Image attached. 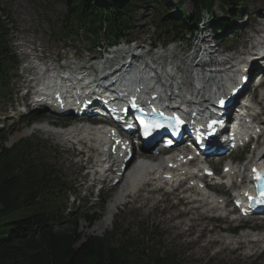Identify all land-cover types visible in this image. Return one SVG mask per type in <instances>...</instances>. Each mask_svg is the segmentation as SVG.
<instances>
[{
  "label": "rangeland",
  "instance_id": "obj_1",
  "mask_svg": "<svg viewBox=\"0 0 264 264\" xmlns=\"http://www.w3.org/2000/svg\"><path fill=\"white\" fill-rule=\"evenodd\" d=\"M162 2L165 7H167L166 9L171 10L173 15L176 14L174 13L176 6H171L168 0H162ZM224 4V0H217L213 9V14H210L209 17L204 14L203 23L193 32L196 33L195 36L200 41L202 40L204 43L211 41V45H216L217 49L220 47L219 52H227L228 49L243 50V48H246V45L248 47L251 40L243 47L247 38L242 39L241 35L243 37L251 36L252 32L255 33V30L262 28L261 25H254L255 30H253L248 28V25L251 21L253 24L255 21H260L258 15L260 14L259 12H264V0H233V5L230 4L227 6V4ZM223 10L237 11L233 22L229 21L228 24L226 23L228 20L223 19ZM3 11H8L10 13L11 22L14 24L12 47L19 66L17 71L13 74L11 85L9 84L8 92L11 91L10 94L13 93L9 97L0 96V139L2 137L7 140L4 147L8 148L21 140L32 139L34 137L49 143L47 146L43 145L44 148L42 150L39 149V155L40 158L56 165V170H58L65 179L67 188L70 189L71 187L75 191L73 193L71 192L72 194L70 196L67 195L66 199H68L67 205L73 213L74 218H77L78 232L82 236L81 242L89 236L104 237L105 234L113 233L114 229L118 228L119 233L115 236V242H119L124 236L126 239H129V241H133L132 243H134V249H136V251L144 249L143 247H147L149 250L156 251V254L158 252L169 253L176 257L177 264H264V253H262L264 250L262 248L261 250L258 248L256 250L258 252H254L253 254H247L246 251L235 250L242 246L250 248L249 245L251 244H246L248 241H240L241 235L248 234L247 231L237 235L234 241H232L233 243L240 241L236 243L238 248H229L231 244H219L218 241L222 240L221 237L224 236L217 230L229 227L230 221L228 220V222L225 221L224 223L218 224L219 220H215L218 222L215 223V221H213L207 223L208 218L206 214H204V219L201 222L191 226L192 223L190 220L197 217L196 213H188V209L191 206L185 205L187 208L181 206L172 208L178 201L173 198L174 196L170 195H157L152 199L153 194L149 195L147 193V196L143 194L138 198L133 197L132 201L127 198L125 200L126 205H119L112 224L107 231L100 233L94 230L93 227L95 223L107 216L108 207L118 190L116 189L117 192L106 191L103 194L104 197L100 196V198H96L95 196L91 198L88 196L87 192H82L81 188L83 187V182H85L83 176L86 175L87 171L82 169V164H75L80 157L70 155L67 149L60 145L64 137L62 138L53 134L44 133L43 131L33 130L38 124L44 123L55 124L57 127L69 126L71 125L69 120L51 119L45 116V113L42 111L31 110L28 106L29 104L20 99L19 92L22 90V79L20 75L25 61L21 56V51L24 49L29 50L32 48V45L37 46V48L54 49L56 53L58 51H65L66 49L70 51L69 54L71 57L81 55L79 57L81 58L89 54L95 55L98 50L91 53V48L93 47L94 50V46L96 45H87L83 39L68 42L64 41L59 33V27L61 18L65 14L66 9L57 0H0V14H3ZM182 11L186 16L191 17L194 12L193 5L185 2ZM153 17V12H140L136 19V29L130 34L132 39L140 43L158 42V37L161 35V32L157 34L155 28L156 18L153 19ZM176 17L183 18L184 16L182 17V14L178 13ZM214 18L221 19L223 22L218 23V21V25L215 26L213 22ZM223 23L226 24L227 28L233 29L229 30L230 32L227 34H224L220 30L218 36L221 38L217 37L214 39L210 34V30L213 29L214 26L219 28L218 26ZM243 28L247 29L246 35H243ZM162 33H165V31ZM165 38V35H163L162 40ZM175 43V47H178V50L175 52L177 57L176 61L183 60L190 63L189 56L193 54V49L199 43L191 42L190 36L185 37L181 42ZM98 45L100 47L98 48L99 50H103V48L106 47V45L102 44L100 41L97 43V47ZM187 46L192 47V50L190 48L186 50L188 48ZM262 89L264 88H260L256 94L259 95V93L263 91ZM9 103H12L13 106L20 105V111L25 110L27 113L14 122H11V120L7 121L6 119L8 117L4 116L2 113L8 110ZM22 103H25L24 105H27V107L21 106ZM31 114L36 115V118L34 117V119L31 120L33 117ZM10 116H12V114H10ZM22 121H24V124H22ZM52 121L57 122L54 123ZM57 130H59V128H57ZM1 149L2 146L0 144V151ZM154 158L157 157L155 156ZM149 188L150 187L147 189ZM162 189H160V191H162ZM170 193H172V190H170ZM226 195H228V191L224 193V196ZM134 200L136 203L131 204ZM166 200L167 202H164ZM144 204L146 205L145 208L142 207ZM183 212L184 214L181 215ZM180 216L181 218H184L183 216H191L188 219L184 218L189 221V224L179 219ZM164 218L166 220L172 218V222H167ZM91 220H94V222L90 223ZM238 224L237 222H232L230 227L233 229ZM254 225H256L259 230L253 234L263 235L264 222L250 224V228H253ZM212 229L214 231H212ZM208 240H212L214 243L210 244L212 241ZM256 244H252L251 246L254 248ZM225 247H227V249ZM260 247H264V245ZM246 254L247 256L245 257Z\"/></svg>",
  "mask_w": 264,
  "mask_h": 264
},
{
  "label": "trees",
  "instance_id": "obj_2",
  "mask_svg": "<svg viewBox=\"0 0 264 264\" xmlns=\"http://www.w3.org/2000/svg\"><path fill=\"white\" fill-rule=\"evenodd\" d=\"M71 13L64 30L90 34L95 40L103 31L116 42L130 30L140 9L162 0H59ZM226 0L225 4H232ZM193 21H172L165 9L161 24L177 34L189 31L204 11L213 10L216 0H194ZM181 8L183 3L178 4ZM164 8V7H163ZM171 17V18H170ZM71 18V19H69ZM8 31L0 18V84L8 77L10 63ZM5 138L1 137L3 145ZM65 186L53 168L40 160L32 145L21 141L0 152V264H177L169 253L156 254L147 247L136 251L124 236L115 242L119 229L103 238L89 236L81 243L77 219L64 213L61 195ZM66 214V215H65ZM91 223L94 220L90 221ZM117 243V244H115Z\"/></svg>",
  "mask_w": 264,
  "mask_h": 264
},
{
  "label": "bare ground",
  "instance_id": "obj_3",
  "mask_svg": "<svg viewBox=\"0 0 264 264\" xmlns=\"http://www.w3.org/2000/svg\"><path fill=\"white\" fill-rule=\"evenodd\" d=\"M258 18L260 19V21H255V23H249L248 28L250 29H254V25H261L262 28L259 30H255L254 34H257L259 38L264 40V13H260L258 15ZM246 28H243V35H246ZM261 35V36H259ZM250 44L252 46H254L255 48V44L251 42ZM247 48V45H246ZM245 48V49H246ZM214 53H220L219 52V48L214 52ZM215 57V56H214ZM161 58V57H159ZM158 60V59H157ZM226 60H229L228 58L225 59H221V62H224ZM217 60V62H220ZM221 63H218V66ZM170 70L166 71V70H162V67H160L161 71H153L151 68L148 69V71H144V68L140 69L141 71L136 70L134 71L132 74H141L140 77V81L139 83H142L145 85L146 91L149 92H155L157 95H159L160 97L163 96V84L162 81H170L173 83V85H178L179 81H181V76H179L180 72L178 71L179 66H177L176 64L172 65L170 64ZM216 67V69H217ZM155 70V68H153ZM176 70L177 71V75L179 77H175L173 75V71ZM162 72H167V74L169 76H166L165 73ZM131 75V74H130ZM160 76V77H158ZM158 77V80H154V78ZM198 81H197V87L194 90V93H196L197 95H202V97L207 100L215 91L213 90L215 87H217L219 89V86H217L216 84L211 85L209 82H202L200 81V78L197 77ZM28 81H25V83H27ZM169 82V84H170ZM215 86V87H213ZM173 88V87H172ZM171 88V89H172ZM129 91L133 90V88H129ZM145 94V93H144ZM27 99H30L29 97H27ZM249 111H253L254 108H252L250 106ZM251 114H253L251 112ZM51 124H40L37 125L33 130H38V131H43L44 133H52V134H59L58 132L55 133V131L50 127ZM251 130H255L254 128H252ZM226 133V132H225ZM227 134V133H226ZM104 132L101 131H96V130H92L89 128H84V130H82L79 127L74 128V130H70L68 131V133L65 134L66 137H68L69 141L72 142V144H74V140H78L77 143H81L82 141H85L86 143H92V142H96V150H100L103 149L105 146V138H104ZM98 137V140H94V137ZM261 146L263 147V149H261L260 153H254L252 157H248L247 160H250V162H256L257 163H263L264 161V142L261 144ZM90 149L94 148L93 146H89ZM214 155V154H212ZM142 157V155H140ZM157 157V156H156ZM153 159V161H155L154 156L151 157ZM105 159H99L97 161V172H102L108 165H110V162H104ZM102 162H104L102 164ZM112 163H115V161H111ZM178 163L179 160H176L173 162L170 161H166L164 164H161L160 162L158 164H154L152 166H145L144 163L140 160V157L138 159H136L128 168V170L126 169L125 172L123 173V175L120 177V180L118 182L119 185H113L111 187V189L113 190H118L117 194L118 196L120 195L121 192V198H124V196H126L127 194L125 193H129L131 195V198L135 197L138 198L141 196V191L145 190L144 186L145 184L150 183L151 178L150 177H155L154 179H157V184L159 186H157L156 189L153 190H148L145 192H147L149 195H152L158 191H160V189H162V187H164V185H166V187L169 186V184H165L163 182H161V180L159 179V177L161 176L160 174V169L162 168V165H166V167L168 168L171 164H173L175 167H178ZM104 165V166H102ZM238 169L235 170V168L232 169V176L237 177V180L242 177L243 181H246L247 177L249 176L248 174V170H247V165H242L241 167H236ZM147 169V170H146ZM148 169H152L153 172L150 173V171H148ZM243 171V172H242ZM186 172V174L188 173H194L195 170H188L187 168H180L177 173L174 175V177L176 178V181L178 180H183L185 178L186 175H184L183 173ZM234 173H238V175H234ZM116 176V173H111V174H105V180H108L109 178ZM159 176V177H158ZM158 177V178H156ZM103 179V178H101ZM100 179V180H101ZM93 180L96 181V176H93ZM114 181V178H111L110 183ZM156 181V180H155ZM190 181H194L193 178H188L187 182ZM190 184V183H189ZM173 187V186H172ZM207 190H199V197L197 199L192 198V196H187L188 194V190H184L182 193L184 194V196L181 198L180 202L186 206H191L188 209V213L191 212H195L197 217L196 218H192L190 221L192 223L191 226L196 225L197 223L201 222L204 219V214L205 212H210L212 210L218 209V210H222L223 208V204L225 205L226 208L229 207L230 201L223 197L221 198L222 200H220V198H216L213 196V192H216L215 188H212L211 185H206ZM179 188H175L172 190V193H175ZM122 199L117 198L115 202H112L111 205L108 207V214L107 216L102 219L101 221H98L97 223H95L93 229L99 231L100 233H103L105 231L108 230V228L111 226L112 221L114 219V216L119 208V205L122 203L121 202ZM196 206H192V204H196ZM143 208L146 207V205H142ZM201 210H203V212H200ZM200 212V213H199ZM173 218V217H172ZM172 218H169L168 220L165 221H170L172 222ZM180 219V218H179ZM163 221V220H162ZM174 221V220H173ZM169 222V223H170ZM166 223V222H165ZM190 223V224H191ZM260 241H264V235L263 236H254V239H252V241H248L246 242V244H256L259 243Z\"/></svg>",
  "mask_w": 264,
  "mask_h": 264
},
{
  "label": "snow or ice",
  "instance_id": "obj_4",
  "mask_svg": "<svg viewBox=\"0 0 264 264\" xmlns=\"http://www.w3.org/2000/svg\"><path fill=\"white\" fill-rule=\"evenodd\" d=\"M221 103H223V101Z\"/></svg>",
  "mask_w": 264,
  "mask_h": 264
},
{
  "label": "water",
  "instance_id": "obj_5",
  "mask_svg": "<svg viewBox=\"0 0 264 264\" xmlns=\"http://www.w3.org/2000/svg\"><path fill=\"white\" fill-rule=\"evenodd\" d=\"M187 1H190V0H187Z\"/></svg>",
  "mask_w": 264,
  "mask_h": 264
}]
</instances>
